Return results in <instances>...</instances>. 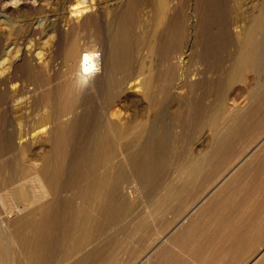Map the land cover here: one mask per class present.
I'll return each mask as SVG.
<instances>
[{"label":"rangeland","instance_id":"rangeland-1","mask_svg":"<svg viewBox=\"0 0 264 264\" xmlns=\"http://www.w3.org/2000/svg\"><path fill=\"white\" fill-rule=\"evenodd\" d=\"M76 1L0 0V91L1 79L7 82V91L0 93V123L6 116L5 100L15 109L11 118L16 125L26 111L36 118L51 119L52 111L44 105L45 100L52 106L59 91L67 88L63 59L73 41L80 46L91 44L100 52L103 63L99 71L110 74L126 73L138 64L145 73H159L160 64L163 67L173 47V71L171 74L163 68L150 98L119 78L114 85L112 79L109 85L103 84L108 85L107 92L119 93L109 112L121 120L145 116L149 123L143 139L137 141L145 147L143 152L132 150L126 155L130 166L125 164L118 140L111 133L105 135L104 143L110 149H82V145L87 148L93 144L88 134L95 132L101 116L93 110L87 118L81 115V107L72 113L79 116V122L84 121L73 136L78 149L68 154H48V168H40L48 182L59 180L58 192L36 198L9 220L8 229L2 226L5 219L0 215V264H195L200 248L214 252L219 264H245L243 258L249 259L251 252L247 249L256 246L251 242L259 230L256 219L264 215V181L260 180L264 169L258 165L244 167L247 157L257 152L264 155L260 151L264 148V72L255 76L246 71L241 80L230 82L227 75L239 41L251 18L264 9V0H165L166 11L162 12L157 10V0H85L90 2L88 13L92 16L87 27L79 16H70L69 7ZM200 41L207 44L205 67L189 55L190 47ZM22 49L23 59L11 66ZM37 64L43 76H38ZM16 84L27 86L31 96L16 102L20 97L15 92ZM214 113L219 121L212 131L206 120ZM39 122L36 120L34 126ZM254 139L261 143L248 150ZM108 153L114 158L110 173L115 182L103 187L92 229L79 244H72L83 206L81 187L84 181L106 174L107 168L98 160ZM3 154L0 149L1 166L12 165L17 176L35 158L40 166L37 155ZM243 154L246 158L237 171L243 170L244 178L236 183L231 178L236 170L232 163ZM195 159L198 168L190 172L186 166ZM221 174L225 176L220 182ZM221 185L224 197L218 199L216 191L202 199L212 186ZM245 200H252L246 205L256 208V213L240 212ZM209 204L213 206L207 210L208 216H200L198 212ZM188 220L204 225L201 230H191L190 238L180 232ZM22 221L28 224L24 227ZM21 232L28 237L26 251L10 240L11 234ZM246 234L249 246L243 244ZM167 235L178 243L184 239L185 246H172ZM186 240L195 242L189 246Z\"/></svg>","mask_w":264,"mask_h":264},{"label":"bare ground","instance_id":"bare-ground-1","mask_svg":"<svg viewBox=\"0 0 264 264\" xmlns=\"http://www.w3.org/2000/svg\"><path fill=\"white\" fill-rule=\"evenodd\" d=\"M88 5L90 6V2L88 3L85 0H77L69 7V10H68L70 12V16L77 15L80 17L79 20L83 26L89 23L88 18L91 16L88 13V11L90 10V8H88ZM156 7H157V10H159L160 12H162L163 10L166 11L165 10V7H166L165 0H157ZM90 13H91V10H90ZM167 24H170V23H167ZM85 27H87V25ZM197 32L195 31V33ZM242 37L243 38L240 39L239 41V47L235 53L236 55L234 56L232 63L229 66L228 75H227V80L229 82L234 81V80H238V81L241 80L243 74L246 71L253 72L255 76H258L259 74L264 72V9L259 10V12L255 16H253V18H251V22L249 26L246 27L244 36ZM90 45L80 46L79 43H76L75 41H73L71 44L70 43L68 44V47L65 50L64 59H63L64 64L67 68L66 76H65V78H67L68 80L67 88L62 93H60L59 91L57 95L55 94L56 96L54 98V103L52 106H50L47 103L48 100L47 101L45 100V104H44L47 108H49V110L52 111V114H51L52 116L50 120H45L43 119V117L36 118L35 116L32 115L30 111H26V112H23V114L21 115L22 117L21 122L18 125H16L12 121V118H11V113L14 112L15 109L13 110V107L11 103L9 102V100L4 101L3 110L6 113V116L5 115L3 116L4 118L2 119L0 123V149L3 151L4 153L3 155L8 156V155H16V154H22V155L23 154L24 155L33 154V155H37V158H39L40 160V166H37L38 164L35 162L36 158L34 160H31V162L26 163L28 164V167L25 168L24 170H21L18 176L16 174L17 171L12 165H6L2 167L1 166L2 162H0V215L5 219L2 222L3 224L2 226L5 229H8L10 226L9 220L13 218L15 215L20 214L24 209H27V207L36 198L48 196L49 194H54L55 192H58L56 191V189L59 185V182H58L59 180L57 178H54L51 182H48V180L44 179V177L40 174V168H46V169L48 168L49 166V163H48L49 160L47 158L48 154H51V153L52 154H57V153L68 154L78 149V146L73 143V136L75 135V133L80 131V127H83L84 121H82V123L79 122L78 121L80 120L79 116L77 114L73 115L72 113L75 112L79 107H81V115L84 114L85 117L87 118L89 117L90 113L93 110L98 111L101 116L100 125L97 127L95 132L92 135L90 134V132L88 134V136H90V138L92 139L93 144L91 146H88L87 148L85 147L86 145L85 146L82 145L81 147L82 149L85 148L86 151L92 150L95 152H99L104 148L110 149L107 146V144H105L106 146H104V143L106 139L105 135L107 133H111L112 136L118 140V143H117L118 150L122 154V157L125 160V164L129 166L132 163L130 160L126 158V155L128 156V153L130 154L132 150L143 152V150L145 149V147L139 146L137 144L138 143L137 141H140L141 139H143V133L149 124L147 122V119H145L146 117L144 116L145 117L144 118L143 116H141V117H134V118L125 119V120H121L117 118L118 116H116V114L112 113V111L109 112V108L113 105L115 101H117L116 99L118 98L119 93L114 94L111 92L112 90L107 92L106 88L109 85L110 79H112L111 82L113 83L114 81H117L119 78L120 82L124 84L128 83L129 85H132L133 87L137 89H140L143 97L150 98L151 88L158 85V82L160 80V74L162 73L163 68L167 69L166 71L172 74V71H173L172 66L174 63L172 61V54L170 53L172 52L173 47H171L170 51H168V57L166 56L163 67H162V64H160L161 70L158 71L159 73H156L154 71L145 73V69L143 68V66L138 64L137 66H133L130 69H128L126 73L115 74L116 73L115 72V73L110 74L107 72H103L102 69L101 71H99L100 65L101 63H103L102 55L100 52H97L93 46L90 47ZM184 46H185V43H184ZM190 48H191V52L189 53V55H192L198 60H200L202 62V66L205 67V65L208 62L207 44L204 43L203 41H200L198 44H195V46H192ZM17 54H18L17 55L18 57L16 60H13L11 62L10 64L11 66H14L15 64H17L18 60L23 59L25 52L22 49V50H19ZM30 55L32 56V54ZM34 62L38 63L37 61H34ZM32 65L34 66V64ZM37 69L39 72L38 76L39 75L43 76L41 65L37 64ZM203 81H204L203 78H201L199 82L202 83ZM107 82H108V85H106L105 87L103 84ZM1 84L3 85L2 91H7L6 79H1ZM21 85H17L15 88V92L20 95L19 98L15 99L16 102L17 101L21 102V99H24L28 95L31 96L30 91L25 88L27 86L24 85L25 86L24 87ZM111 87L112 85H110V88ZM2 91H0V93ZM20 107H22L21 104L20 106L19 105L16 106V109L19 110ZM35 118L37 121L40 119L39 124H37L36 126H34V122H36ZM217 121H219L217 113H214L208 116L206 122H207V125L209 126L208 127L209 130L214 131L215 128H217V123H218ZM154 126H155V123H152V129H154ZM252 141L255 142L256 140L254 139ZM259 142L256 141L255 143H253L252 146L248 150H251V149L253 150L257 148L258 145L261 143ZM262 143H264V139H262ZM248 146H246V148ZM260 151L261 152L264 151V148H262ZM244 157H245L244 154L242 156L238 155L232 163L233 166L231 165L234 169H236L234 171L235 172L234 176L231 177L233 178V180H235L236 183L237 182L239 183L241 181V178L243 177V176L241 177V175H244L243 170H241V173L240 171H237L240 164L243 162ZM196 160L197 159H195V161H191V164L193 162L192 165H190L188 162V166L186 167L188 168V170H190V172H195L196 169L198 168V163H197L198 161ZM98 164L101 167L107 168V172L104 176L99 177L98 179H90L88 181H84L81 187V197H82L83 206H82V209L79 211V217L74 226L75 230L77 231V238L76 240L75 239L73 240L72 244H76V245L79 244L83 240L84 236H86L87 231L92 229L94 219L96 218V215H97V210L103 198V187L114 183L116 179L110 173V168L114 164V158L111 153H108L104 158H100L98 160ZM256 165L264 169V155H260V152L253 154V156L250 158L247 157L244 167L247 166L248 168H254ZM179 167H180V164H179ZM236 174L237 176L235 177ZM224 176H225L224 174L223 175L221 174V178H219V181L221 179H224ZM260 180L264 181V176H262ZM230 184H233V183L230 182ZM213 187L214 186H212V188L207 193H204V195L201 196L202 199H206V197H208L209 195V192L214 193L216 191L219 192V194L216 195V197L218 196V199L219 197H224L226 192L223 191L222 185L218 186L217 188L216 187L213 188ZM240 193L241 192H239V195ZM261 194H264V193H261ZM209 201H211V199ZM249 202H252V200L251 201L245 200L244 202H242L243 209L240 210V212L242 211L243 215L249 212L256 213L255 212L256 208L250 207L251 205L250 206L246 205ZM253 202L255 203L257 202V200L256 201L253 200ZM213 204L215 203L213 202ZM198 205L200 206V204ZM211 206L213 205L209 204V205H205V207H202L200 212H198L199 215L200 216H203L204 214L206 215L207 210L209 208L211 209ZM257 209L260 210V208L258 207ZM261 209H264V208H261ZM204 218L205 217H203V221H205ZM243 218L246 219V216H243ZM257 218L258 219H256L257 220L256 223H257V229L259 230L258 232L254 233L255 234L254 239L252 240L251 238L252 246L256 244L255 248L252 250L251 245L249 246L250 237L247 236L248 234H246L247 237L245 236V238L243 239V244L248 245L249 248L247 250L251 251L248 256L250 257L249 259L247 257H246L247 259L243 258L244 261L246 260L245 264H264V215H259ZM244 219H241V220H244ZM196 221L188 220L187 224L182 227L180 232L184 231L183 233L184 234L186 233L185 235L189 236L188 234L191 230L192 231L193 229L194 231L195 229L201 230V228L204 227V225H200L199 224L200 222L198 223ZM27 224L28 222L26 221L21 222V225H23L24 227ZM244 224L245 223H243V225ZM229 226L230 228L233 227L232 224ZM243 233H246V232L243 231ZM165 236H164V240L165 239L167 240V237ZM190 236L188 238H190ZM168 239H170L169 241H171L170 244H172V246H177V247L185 246V243L183 242L184 239L179 241V243L175 241V237L173 236H171V238L169 237ZM10 240L15 242L18 246H20L21 248H23V250L26 251V245L28 243V237L26 236V233L24 232L23 233L22 232L13 233L11 234ZM186 241H187L186 245H189V246H191V244L195 242L194 240H186ZM260 246L261 248H259ZM198 252L200 254L198 257L195 256V260H194L195 264H219L220 263L217 261L218 256L216 257L214 252H212L211 250L202 249L201 251V248H200L198 249ZM157 260L158 258L156 259V261Z\"/></svg>","mask_w":264,"mask_h":264}]
</instances>
